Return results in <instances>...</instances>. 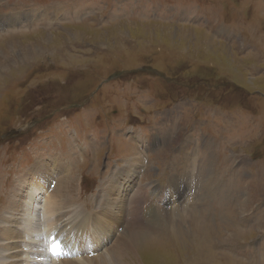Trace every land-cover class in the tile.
<instances>
[{"label": "rangeland", "instance_id": "obj_1", "mask_svg": "<svg viewBox=\"0 0 264 264\" xmlns=\"http://www.w3.org/2000/svg\"><path fill=\"white\" fill-rule=\"evenodd\" d=\"M0 22V216L57 158L71 202L43 231L98 252L73 261L124 233L117 264H264V0H0ZM138 157L111 211L152 221L126 232L102 199Z\"/></svg>", "mask_w": 264, "mask_h": 264}, {"label": "bare ground", "instance_id": "obj_2", "mask_svg": "<svg viewBox=\"0 0 264 264\" xmlns=\"http://www.w3.org/2000/svg\"><path fill=\"white\" fill-rule=\"evenodd\" d=\"M2 19L4 21V18ZM4 26L5 23L0 22V27ZM143 161L140 157L134 158L130 162H128L126 166L120 167L117 172H115L110 178L107 179V183H109V185L107 186L106 184L104 190H107L108 195L106 197L104 196L105 198L103 199L101 198L108 207V217L116 221L117 227H124V223H126L127 225H125L124 228L126 232L130 226H136V223H138L140 220L142 221L141 225H147L152 221L151 214L149 215L147 210H144V207L141 203L135 206L132 210L131 220L136 223L127 222L125 217L123 216L122 211L114 215L111 211L112 208L117 209L121 206L123 198L126 197L131 187L129 185L135 180V175L138 172V167H141V162ZM64 166L65 164L60 163L57 158H50L49 160L42 159V161L37 162V165L32 170L26 172L17 180L18 183H31L29 189V197L30 201L33 204L28 201L27 203L30 204L31 207L27 204L20 206L17 201H13V207L12 209H10V215L7 216L6 214H2V216H0V264H33L27 259H29L36 248L40 247L37 245L35 234L42 232L44 230V227H46L44 218L58 214L60 211L62 218L66 217V215L64 214H66L65 211L69 209L71 198H68L66 196L67 191H64V186L66 183L72 184V182L69 175H64L63 177H61V175L65 174L64 171H66ZM59 174L61 178L59 177ZM57 177H59L61 181L63 180V186L59 191H51L54 189L53 183L55 181V178ZM174 184L176 185V183ZM175 191L178 192V190ZM13 192L18 196H22L23 194H18L15 191ZM114 194H121V196L119 198H116ZM158 194L160 195L161 193ZM168 194H170L171 196V198H169L168 200H174L173 192H170ZM117 200H119L120 202H117ZM40 205H43V209L41 212L38 208L40 207ZM137 215L142 216V218H138ZM64 222L60 224L61 227L57 231L58 234H63L62 230L66 226ZM82 227L85 228L86 225ZM51 231H53V229L50 227L47 232L50 233ZM130 240L131 238L128 239L127 235L124 233L118 235L117 243L120 247H117L112 255V252L110 253V250H107L109 251L110 256H108V258H103L104 256H102V261H99L96 264H117L116 262H119L124 254L130 253L127 252L129 251ZM25 247L28 248L27 251L24 250ZM7 249L9 250L8 254L5 253ZM15 253H18L20 255L17 259L15 257ZM5 255H8V258H6ZM115 256H117L118 258L110 259ZM15 260L16 263H14ZM72 261L67 260L63 263L59 262L57 264H80V262L78 261ZM87 261H89L90 264H94L92 262H95L94 259H87ZM84 264H87V262H84Z\"/></svg>", "mask_w": 264, "mask_h": 264}, {"label": "clouds", "instance_id": "obj_3", "mask_svg": "<svg viewBox=\"0 0 264 264\" xmlns=\"http://www.w3.org/2000/svg\"><path fill=\"white\" fill-rule=\"evenodd\" d=\"M66 235V233L58 234L55 230L50 233L47 231L40 232L39 235L35 236L37 245L40 247L36 248L27 260L33 264H57L87 256V254L94 257L97 255L98 252L92 243H87L85 250H83L78 242L68 240ZM53 243L59 246V252L56 255L52 252ZM24 250L27 251L28 248L25 247Z\"/></svg>", "mask_w": 264, "mask_h": 264}, {"label": "snow or ice", "instance_id": "obj_4", "mask_svg": "<svg viewBox=\"0 0 264 264\" xmlns=\"http://www.w3.org/2000/svg\"><path fill=\"white\" fill-rule=\"evenodd\" d=\"M52 252L54 255L58 254L59 252V246L53 243Z\"/></svg>", "mask_w": 264, "mask_h": 264}]
</instances>
